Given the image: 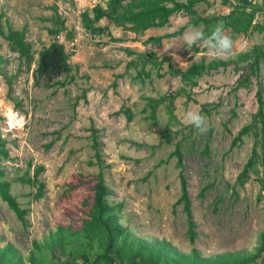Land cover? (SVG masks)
I'll return each instance as SVG.
<instances>
[{"label": "rangeland", "instance_id": "obj_1", "mask_svg": "<svg viewBox=\"0 0 264 264\" xmlns=\"http://www.w3.org/2000/svg\"><path fill=\"white\" fill-rule=\"evenodd\" d=\"M107 1L0 0L1 29H24L32 50L28 61L0 35V148L6 151L0 153V181L10 182L9 193L26 210L21 221L0 198V247L11 244L24 264H87L81 255L91 259L103 251L101 237L89 238L85 231L101 171L109 192L105 201L121 204L113 212L129 239L165 240L176 252L195 248L201 257L256 253L264 232V190L256 177L264 173L257 162V173L243 184L238 175L258 140L253 131L263 127L264 135L255 116L257 89L264 115V0H198L193 13H174L165 26L91 31L82 13L92 18L91 9H105ZM238 4L255 14L252 28L233 38L232 58L210 57L181 40L189 28L199 27L207 36L217 24L188 25L192 20L225 15ZM103 25L100 19L91 26ZM53 41L64 45L71 70L49 81L35 69L39 51ZM255 47L263 51L257 73L248 86L233 89L256 59ZM148 54L159 63L143 64ZM214 59L224 64L182 77L192 64ZM148 98L161 100L154 119ZM188 111L205 117L207 132L183 122ZM245 125L251 126L248 134L232 144ZM176 146L196 224L193 243L183 205L176 203L181 194ZM38 166L36 178L45 186L36 200L38 183L29 179ZM61 237L62 246L44 248ZM253 264H264V251Z\"/></svg>", "mask_w": 264, "mask_h": 264}, {"label": "trees", "instance_id": "obj_2", "mask_svg": "<svg viewBox=\"0 0 264 264\" xmlns=\"http://www.w3.org/2000/svg\"><path fill=\"white\" fill-rule=\"evenodd\" d=\"M198 0H187L186 3L177 0H108L106 8L103 9L99 5H95L91 11L93 17L89 18L87 11L82 13V18L85 20V26L91 31L104 32L111 25L127 27L133 32H143L149 28L161 27L165 25L169 17L177 12L184 11L186 13L194 12V5ZM225 2L227 0H224ZM247 3V0H243ZM249 3V2H248ZM255 10L247 11L245 4L233 5V8L225 15H220L213 18L198 17L192 20L188 25H196L198 22L209 24L211 21H223L225 28L230 30V36L234 38L236 35L246 34L252 28ZM105 20V25L92 28V22ZM57 30L51 31L56 33ZM0 35L7 40L11 49L17 51L19 56L30 61L32 59L31 45L25 40L24 29L7 28L4 32L0 27ZM162 37H153L152 40L158 42ZM255 60L248 65L249 72L240 75L236 81L233 89L246 87L250 83V76L257 73L258 65L257 58L263 54L258 47H255ZM153 62L158 64L155 57L151 54L146 55L143 64ZM2 63L0 59V64ZM219 64H224L221 60H212L208 64L203 61L197 64H192L185 73H180L182 77L196 76L204 71L205 67L214 68ZM71 70V65L68 62V55L65 51L64 45L57 41L51 42L48 46L43 47L38 53L36 73L45 77L47 80L63 74ZM256 100L259 104L257 113L258 120L264 125V115L261 106V91L259 89L255 92ZM148 102L152 105V115L156 107L161 103L160 99L148 98ZM204 110V109H203ZM127 120L131 119V114L128 110L122 111ZM251 126L245 125L239 129L232 140V144L240 141L242 136L248 134ZM262 128L259 131H253L255 136H259L256 144L259 145V151L256 149V144L251 150V155L248 158L244 168L238 175L240 184H243L247 179L249 173H257L255 168L256 163L259 162L264 173V135ZM140 145V144H137ZM3 146V145H2ZM0 153L6 155V151L0 148ZM173 154L176 157V166L180 169L179 180L181 194L176 203H182L183 211L186 216L187 230L186 235L191 243L197 237L196 224L193 220L191 202L187 191V181L182 172L183 157L176 146ZM98 156V154H97ZM42 170L41 166L35 167L34 178L29 179L30 182L38 183L34 199H39L44 195L45 184L38 181L36 178ZM1 174V172H0ZM260 187L264 190V174L256 177ZM10 182L6 180L0 181V198L6 202L8 207L16 214L19 220H24L25 209H21L14 196L9 193ZM108 189L104 184V179L101 171L98 173L97 181L94 185V201L93 212L90 219L85 222L86 235L89 238L100 236L103 240V251L97 253L90 259L86 254L81 255V258L87 264H253L256 258L264 251V232L262 234L261 245L257 252L249 255H240L239 253H224L215 257H201L195 248H192L188 254H182L173 250L171 245L161 240L159 242H145L138 238L129 239L128 233L124 232L123 227L118 223V218L113 212L116 206L109 205L105 201V196L108 195ZM62 229V228H61ZM64 238L51 239L44 243V248L53 249L54 246H62ZM35 248L38 245L35 244ZM0 264H24L21 258L16 254L15 249L11 244H6L0 247Z\"/></svg>", "mask_w": 264, "mask_h": 264}, {"label": "clouds", "instance_id": "obj_3", "mask_svg": "<svg viewBox=\"0 0 264 264\" xmlns=\"http://www.w3.org/2000/svg\"><path fill=\"white\" fill-rule=\"evenodd\" d=\"M181 40L189 49H191L194 45L206 49L207 55L213 58L229 59L237 54L236 42L227 34L223 21L217 22L210 34L207 36L199 27L189 28L182 35ZM183 122L193 126L201 134L208 131L205 117L199 112H186Z\"/></svg>", "mask_w": 264, "mask_h": 264}, {"label": "crops", "instance_id": "obj_4", "mask_svg": "<svg viewBox=\"0 0 264 264\" xmlns=\"http://www.w3.org/2000/svg\"><path fill=\"white\" fill-rule=\"evenodd\" d=\"M163 26H165V25H163ZM153 28H154V27H153ZM182 28H183V27H182ZM182 28H181V29H182ZM149 29H151V28H149ZM149 29H147V30H149ZM147 30H145V31H147ZM166 36H168V35H166Z\"/></svg>", "mask_w": 264, "mask_h": 264}, {"label": "built area", "instance_id": "obj_5", "mask_svg": "<svg viewBox=\"0 0 264 264\" xmlns=\"http://www.w3.org/2000/svg\"><path fill=\"white\" fill-rule=\"evenodd\" d=\"M247 1H251V0H247Z\"/></svg>", "mask_w": 264, "mask_h": 264}]
</instances>
